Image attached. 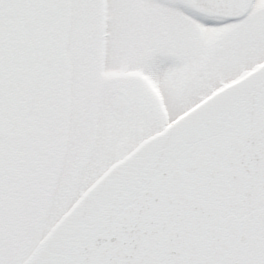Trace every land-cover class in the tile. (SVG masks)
Returning <instances> with one entry per match:
<instances>
[{"label":"snow or ice","instance_id":"obj_1","mask_svg":"<svg viewBox=\"0 0 264 264\" xmlns=\"http://www.w3.org/2000/svg\"><path fill=\"white\" fill-rule=\"evenodd\" d=\"M0 264H264V0H0Z\"/></svg>","mask_w":264,"mask_h":264}]
</instances>
